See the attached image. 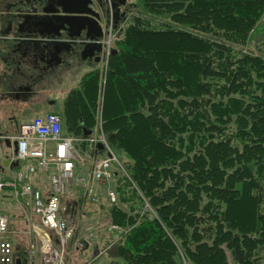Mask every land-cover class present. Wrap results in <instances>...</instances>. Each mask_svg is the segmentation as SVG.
Listing matches in <instances>:
<instances>
[{
  "label": "trees",
  "instance_id": "1",
  "mask_svg": "<svg viewBox=\"0 0 264 264\" xmlns=\"http://www.w3.org/2000/svg\"><path fill=\"white\" fill-rule=\"evenodd\" d=\"M134 3L104 73L83 75L61 114L74 137L100 119L127 159L113 178L129 209H109L117 264H262L264 56L234 48L264 0Z\"/></svg>",
  "mask_w": 264,
  "mask_h": 264
},
{
  "label": "built area",
  "instance_id": "2",
  "mask_svg": "<svg viewBox=\"0 0 264 264\" xmlns=\"http://www.w3.org/2000/svg\"><path fill=\"white\" fill-rule=\"evenodd\" d=\"M111 35L105 40L106 51L104 64L109 56ZM87 137L66 136L61 130V118L56 113H46L34 117L30 121L20 123L15 135L5 136L10 143L16 142L14 151L9 154V163L17 161L19 166L11 178L5 179L0 173V193L5 188L14 191L15 198L23 200L25 208H29L39 218L40 223H30V231L34 238L29 243L28 254L38 252L40 264H64V254L71 240L77 247L84 242L75 238V227L65 218V206L62 200L71 187L87 189L92 183H104L114 175L113 163L122 165L112 154L105 136L100 129ZM87 142L91 151L101 143L105 156H99L92 164L88 175L81 174L79 167L83 158L79 145ZM76 170L78 171L76 173ZM38 173L46 177L39 186L31 184V176ZM126 175V173H125ZM108 198L114 200V193L108 192ZM105 227L109 231L122 232L115 224H93L85 229L88 239L96 237V230ZM8 233V219L0 215V236ZM75 238V239H74ZM0 264H13V246L11 242L0 237Z\"/></svg>",
  "mask_w": 264,
  "mask_h": 264
},
{
  "label": "flooded vegetation",
  "instance_id": "3",
  "mask_svg": "<svg viewBox=\"0 0 264 264\" xmlns=\"http://www.w3.org/2000/svg\"><path fill=\"white\" fill-rule=\"evenodd\" d=\"M87 1L86 8L64 4L66 9L82 10L77 18L69 19L57 16L61 15L57 11V0H0V37L11 33L18 37H38L39 33H47L67 41L59 46V52L50 50L47 54L39 44L28 48V41H24L22 43L27 46H19L20 54L10 58L22 77L15 88L16 94L28 99L41 96L44 111L59 102L53 97L57 81L80 69L82 64L91 67L104 65L106 38L109 34L113 40L118 38L133 13V4L129 0ZM43 9L47 14L42 12ZM36 21L44 22L45 26H33L31 23ZM63 21L69 23L66 30L62 29ZM112 49L110 42L109 54ZM7 57L8 54L0 51V60L6 61Z\"/></svg>",
  "mask_w": 264,
  "mask_h": 264
},
{
  "label": "crops",
  "instance_id": "4",
  "mask_svg": "<svg viewBox=\"0 0 264 264\" xmlns=\"http://www.w3.org/2000/svg\"><path fill=\"white\" fill-rule=\"evenodd\" d=\"M20 40L21 38L13 35L12 33L0 37V49H2V51L4 50L2 53H9V49L7 47L12 48L15 51L14 53L8 54L9 57H7L6 61L0 60V119L5 118L10 126L6 127L5 130L7 132L14 133L17 129V121L22 119L29 121L38 115L45 114L46 112H53L61 117L65 99L73 90L78 88L83 75L90 72L93 68L102 70V66L91 67L90 65L83 66L82 64L80 69L68 74L60 81H57L55 87L53 88V97L57 98L59 102L55 107L48 108L44 111L45 109L42 105L41 96L28 99L16 94L15 92L17 91L15 88L19 84L20 78L22 77H20L19 70L16 69V64L10 58H13L14 55L18 56L20 54L19 52L21 51H18L19 46H27ZM28 45H30L27 46L29 48L32 47L33 44L29 43ZM4 143L6 144V142ZM5 158L6 156H3V154L0 155V173L5 179H9L14 176L18 167H14L12 165H2ZM44 179V176L38 173L35 176H31L30 181L31 184L36 187L39 186ZM68 194H70L69 196L72 199L73 204L71 205H73L72 209L74 210V216L82 219H85L86 217L94 218L96 216V213H91L90 210H79L81 204L85 201V196L88 197L91 193L85 192L81 188L71 187ZM0 196L3 199L13 200L15 208L19 209L21 212L19 220L15 221L16 226H14L10 217L4 213H0V215H4L8 219V228L10 230V236L8 239L13 246V250L19 251L16 254L13 264H40V256L37 251L31 255L28 254L29 243L33 241L34 238L32 232L30 231V223H40L39 218L34 215L29 208L24 207L23 200L21 198H15L13 190L5 188L4 191L0 193ZM86 228L87 227L84 228L82 225L75 227V236L78 235L80 239L83 237L82 239H86V242H84V247L82 249H73V252H68L67 247L64 264H87L88 260L90 262L96 261L97 264H117L119 260L114 253L110 255L109 259L107 258L109 257L107 256V253L115 246L117 241L120 239V236L111 240V234L116 232L109 231L105 227H101L96 230L95 238L88 239L85 233ZM28 233H30V235H28Z\"/></svg>",
  "mask_w": 264,
  "mask_h": 264
},
{
  "label": "rangeland",
  "instance_id": "5",
  "mask_svg": "<svg viewBox=\"0 0 264 264\" xmlns=\"http://www.w3.org/2000/svg\"><path fill=\"white\" fill-rule=\"evenodd\" d=\"M132 4H133V12H134V8L136 9V6L134 7V0H129ZM136 2V1H135ZM130 18V17H129ZM128 21V20H127ZM159 23H163V20H158ZM111 38L110 42L111 45L114 43V41L116 39ZM235 50H240L241 53H250L253 55H262L264 56V15L261 17V19L257 22V24L255 25V27L253 28V30H251V32L249 33L246 42L244 45L240 46V47H235ZM106 65L107 62L105 63V69H106ZM102 66V70L104 73V66L103 63H101ZM104 75V74H103ZM26 122L24 119L17 121L18 124ZM8 123L6 121L5 118L0 119V134L7 136V135H13L15 134L14 132H7L5 129L6 127H8ZM10 127V126H9ZM100 129L102 131V128L100 126ZM94 131L97 130V133L100 132L99 131V126H98V122L97 125L93 128ZM82 145V147H81ZM110 150L112 152V154L114 155V157L116 158V160L118 161V163L120 164H124V162L127 161V159L125 158L124 154L116 149H113L111 146ZM79 152L83 158V163L81 164V167H79V172L81 171V174H86L88 172L91 171L92 168V164L96 159V156L92 155L91 150L89 149L87 142H82L79 145ZM10 152L9 147L4 143L3 140L0 141V155L3 154V156H8ZM102 155V154H101ZM118 164H113V169L118 170L117 167ZM78 171L76 170V173ZM126 173V172H125ZM123 173V174H125ZM119 184V181H117L116 179H114L113 177L104 182V183H92L90 184V186L87 189H83L81 188L83 191L85 192H89L91 193L90 196H85V201L81 204L79 210L80 211H88L90 210L91 213H96L95 217H86L85 219L82 218H78L77 216L73 215V209L71 204L72 203V199L69 196L70 194H67L64 198H63V205L65 206V218L67 219L68 223L73 226V227H78V225H82L85 227H89L90 225L93 224H97V223H101L103 225H105L106 223H110L112 222L109 216V209L112 206V204H117L120 208H122L123 210H127L129 209V206L124 203L119 201V196H118V191L116 190L117 186ZM71 189V188H70ZM108 192H113L114 193V200H110V198H108L107 193ZM0 196V213H4L6 214L8 217H10L15 225V221H18L21 215V212L19 209H16L14 206V202L13 200L10 199H3ZM4 206V207H1ZM22 211V210H21ZM150 211V210H149ZM151 212V211H150ZM81 213V212H80ZM90 213V214H91ZM23 215V214H22ZM113 224V223H112ZM28 235H30V233H28ZM119 233H113L111 234V240H114L117 238V236H119ZM10 236V230L8 228V233L5 235H2L0 237L2 238H9ZM75 238H79L78 235H76ZM74 238V239H75ZM83 238V237H82ZM80 239V241L82 242H86V239ZM90 241V240H87ZM84 247V244L82 245V247H77L76 244L74 243V240H71L69 245H68V252L71 251L73 252L74 250H79L82 249ZM19 251H14L13 250V257L14 259L16 258V254ZM67 252V248L65 250V254ZM113 253V248L107 253V257L108 259L110 258V255ZM65 254H64V260H65ZM259 256H260V262L262 264H264V248H262L259 251ZM106 257V255H105ZM227 259L229 261V263L231 264V259H230V255L227 252ZM87 264H97L96 261L90 262L88 260Z\"/></svg>",
  "mask_w": 264,
  "mask_h": 264
},
{
  "label": "water",
  "instance_id": "6",
  "mask_svg": "<svg viewBox=\"0 0 264 264\" xmlns=\"http://www.w3.org/2000/svg\"><path fill=\"white\" fill-rule=\"evenodd\" d=\"M58 2V7L59 9H57V11H60L61 15H57L58 17L60 18H77L78 16L77 15H80L82 13V10L81 9H77V8H74V9H66L63 7L64 4H71V5H80V6H83V7H87L88 5V2L87 0H57ZM43 13L47 14V11H45L44 9L42 10ZM64 14H68V15H64ZM71 14V15H70ZM42 17V16H41ZM33 26H39V27H44L45 26V23L42 22V21H39V22H32L31 23ZM47 24V23H46ZM62 25H63V30H66L69 28V23L67 21H63L62 22ZM60 29V28H59ZM39 36L38 37H30V36H24V37H19L21 38V42H24V41H28V43H32V44H39L42 48H43V53L44 54H47L49 53L50 50L53 51H57L59 52L60 48L59 46H61L62 44H66L67 41L65 40H62L60 39L61 37L56 35V36H50L49 34L45 33V34H42V33H39L38 34ZM56 37V38H55ZM17 40V39H16ZM19 42V41H17ZM9 53H14V49L12 48H9ZM1 53L4 51H2V49H0ZM115 50L112 49L111 50V54H114ZM6 54H9L7 52H5ZM84 135H88L90 134V131H84L83 132ZM6 145L9 147L10 144L9 142L6 140ZM15 145L16 143L13 142L12 143V146L13 148H15ZM97 149L99 150H102V145L100 143L97 144ZM8 164V160L5 159V161L2 163V165H7ZM12 166L14 167H17L18 165V162H14L11 164ZM1 168V167H0Z\"/></svg>",
  "mask_w": 264,
  "mask_h": 264
}]
</instances>
